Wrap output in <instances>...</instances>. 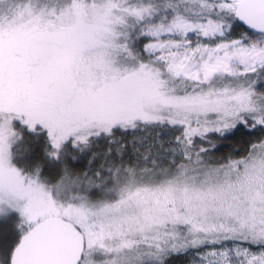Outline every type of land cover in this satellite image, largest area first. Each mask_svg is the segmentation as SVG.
<instances>
[{
  "label": "snow or ice",
  "instance_id": "snow-or-ice-1",
  "mask_svg": "<svg viewBox=\"0 0 264 264\" xmlns=\"http://www.w3.org/2000/svg\"><path fill=\"white\" fill-rule=\"evenodd\" d=\"M181 259L264 264V0H0V264Z\"/></svg>",
  "mask_w": 264,
  "mask_h": 264
},
{
  "label": "trees",
  "instance_id": "trees-1",
  "mask_svg": "<svg viewBox=\"0 0 264 264\" xmlns=\"http://www.w3.org/2000/svg\"><path fill=\"white\" fill-rule=\"evenodd\" d=\"M225 150L228 151V150H230V149H225ZM177 264H183L182 259H181V260H178V261H177Z\"/></svg>",
  "mask_w": 264,
  "mask_h": 264
}]
</instances>
